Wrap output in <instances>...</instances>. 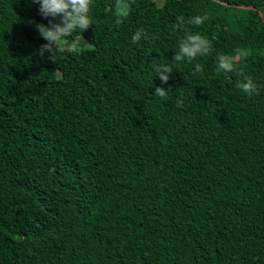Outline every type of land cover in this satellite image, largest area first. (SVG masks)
I'll list each match as a JSON object with an SVG mask.
<instances>
[{
    "label": "trees",
    "instance_id": "obj_1",
    "mask_svg": "<svg viewBox=\"0 0 264 264\" xmlns=\"http://www.w3.org/2000/svg\"><path fill=\"white\" fill-rule=\"evenodd\" d=\"M116 2L53 60L39 4L0 0V264H264V0ZM185 29L211 51L175 61Z\"/></svg>",
    "mask_w": 264,
    "mask_h": 264
},
{
    "label": "clouds",
    "instance_id": "obj_2",
    "mask_svg": "<svg viewBox=\"0 0 264 264\" xmlns=\"http://www.w3.org/2000/svg\"><path fill=\"white\" fill-rule=\"evenodd\" d=\"M39 4V13L43 18L48 19V23H39L36 25L39 35L47 41L42 44L38 50L39 55L44 56L45 52L50 53V58L55 60L57 53H73L77 50L76 41H70L67 37L72 33L79 31L81 34L92 24L90 18V9L92 0H33ZM115 7L121 11V15L117 18V23L121 22L123 17L128 15V5L125 0H117ZM208 16L194 15L187 21L181 15L177 17L175 29L183 28L184 25H202ZM142 35H145L142 30H137L132 36V42L140 41ZM212 48L211 41L199 33H192L185 29V35L179 40L178 49L175 51L174 60L177 62L187 59L189 62L194 61L198 56L207 55ZM248 56V52L243 49H238L236 55L218 54L216 57L217 67L223 72L237 71L238 59ZM155 75L163 83L169 80V74L173 71V67L164 63L153 64ZM203 66L196 63L193 69V75L196 73L203 74ZM241 77L236 84V87L241 89L248 95L258 94V86L250 75H247L242 69L238 70ZM155 96L166 98L168 95L164 87H156ZM183 100L177 99V107L182 106Z\"/></svg>",
    "mask_w": 264,
    "mask_h": 264
},
{
    "label": "rangeland",
    "instance_id": "obj_3",
    "mask_svg": "<svg viewBox=\"0 0 264 264\" xmlns=\"http://www.w3.org/2000/svg\"><path fill=\"white\" fill-rule=\"evenodd\" d=\"M163 2V0H158V3H162Z\"/></svg>",
    "mask_w": 264,
    "mask_h": 264
}]
</instances>
